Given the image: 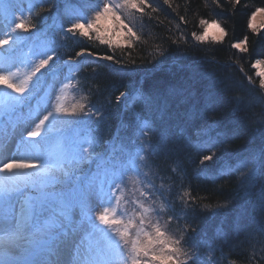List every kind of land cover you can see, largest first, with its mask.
Returning a JSON list of instances; mask_svg holds the SVG:
<instances>
[{
	"label": "trees",
	"instance_id": "trees-1",
	"mask_svg": "<svg viewBox=\"0 0 264 264\" xmlns=\"http://www.w3.org/2000/svg\"><path fill=\"white\" fill-rule=\"evenodd\" d=\"M43 2L30 20L31 32L41 30L42 10L47 30L55 13L67 26L71 7L90 8L89 0ZM219 5L213 0H146L143 12L131 14L121 8L117 14L127 18V28L136 33L131 44L109 48L92 45L85 37L70 43L64 58L78 64L71 67L76 86L84 105L102 115L103 139L112 137L120 120L124 126L140 117L141 124L146 121L152 128L160 151L159 174L168 177L176 168L174 179L190 193L175 224L186 242L199 246L201 260L264 264V171L251 180L250 168L241 173L214 171L226 159L234 165L237 157L264 148V89L253 67L257 60L264 61V29L254 32L249 27L252 13L264 8V0H240L239 5L219 0ZM201 19L217 21L225 31L224 40H197L193 33L204 32ZM245 38L246 51L232 47ZM82 50L93 57L78 56ZM141 80L143 97L154 103L132 104L123 112L128 100L121 94L131 93ZM208 121L220 122L228 132L227 142L211 150L197 147V131ZM203 154L213 155V160L201 163Z\"/></svg>",
	"mask_w": 264,
	"mask_h": 264
},
{
	"label": "snow or ice",
	"instance_id": "snow-or-ice-1",
	"mask_svg": "<svg viewBox=\"0 0 264 264\" xmlns=\"http://www.w3.org/2000/svg\"><path fill=\"white\" fill-rule=\"evenodd\" d=\"M213 2L220 6L219 0ZM145 3L146 0H123L121 4L115 3V0H89L86 6L91 8V18L88 15L78 16L71 27L67 28V32L78 31L82 36H89L90 30H95L96 39H100L97 25L101 20L109 16L119 20L117 12L121 8L143 12L142 5ZM234 3L239 5L240 0H234ZM37 6L30 4L29 12ZM261 14H264V8H257L251 15L249 27L254 32L257 30L256 18ZM30 20V15L26 18L23 13L19 16L13 13L12 19L5 25L8 31L0 38V48L10 43H22L25 38L16 33L29 32L34 27ZM200 24L204 32L202 35L193 33L197 40L203 41L208 35V29L212 27L220 28L224 32L215 20L209 22L201 19ZM128 31L133 36L136 35L131 28ZM41 35L46 36V33ZM101 42L108 43L104 40ZM54 44V38L47 37L41 45L30 48L26 53L31 58L30 71L23 75L19 68L16 71L10 68L5 71L0 67V86L17 94H4L8 101L0 104L4 113L15 111L18 106L28 101L29 97L24 94L29 92V86L33 91L39 90L42 77L35 81L33 77L53 59ZM246 44L247 38L232 44V47L243 52L246 51ZM13 51L14 49H8L9 63L13 60ZM77 55L83 56L85 51L82 50ZM88 55L92 53L88 52ZM102 59L111 60L112 57L104 56ZM253 67L260 69L261 61L257 60ZM257 75L262 78L261 87L264 88V71H258ZM71 86V81L63 85L64 88ZM133 99L146 105L154 103L151 98L143 97L139 93ZM86 107L79 104L67 109L57 103L54 112L49 111L44 115L35 130L28 133L31 141L41 137L44 132L41 141L38 144L26 142L25 158H13L0 166V174H3L0 175V202L7 206L4 217L0 219V249L3 250L0 264H59L49 258L41 261L35 257L42 254L47 257L57 256L60 246L67 244L70 236L78 232L83 233L81 243L87 241L90 249L96 244L94 238L104 242V248H96L94 258L87 264H205L199 255L198 245L186 246L183 235H174L166 230L165 225L179 217L171 201L166 198L160 200L164 196L161 191L164 186L157 188L152 178L156 173L152 172V166L148 163L154 154L151 141L142 139L152 131L149 124L145 121L140 127L139 146L135 151L116 140L108 142L103 153L90 152L89 149L93 148L94 143L91 139H77L66 131L67 126L74 121L58 119L60 115L77 116L80 113L96 120L102 118L91 109L85 113ZM219 124L218 121H208L197 131L198 148L211 150L227 142L228 132ZM50 145H54V150H49ZM212 160L213 155L203 154L201 163ZM82 164L90 167L83 169ZM249 168V180L255 177L257 171H264V148L258 153L237 157L234 165L231 160L226 159L221 168L214 171L241 173ZM171 171L176 173L177 169L172 168ZM129 184L139 192V196L131 200L138 215H128L126 208L118 215L117 210ZM188 196L190 193L185 192L180 198L185 205L187 201L184 197ZM157 200H160L159 204ZM162 214L168 216L163 225L160 222Z\"/></svg>",
	"mask_w": 264,
	"mask_h": 264
},
{
	"label": "rangeland",
	"instance_id": "rangeland-1",
	"mask_svg": "<svg viewBox=\"0 0 264 264\" xmlns=\"http://www.w3.org/2000/svg\"><path fill=\"white\" fill-rule=\"evenodd\" d=\"M7 1L8 0H0V5L8 6ZM119 2L120 0H115V3L119 4ZM11 5H14V4L12 3ZM6 9L8 11L6 16L9 19L12 18V14L14 12L12 13L9 7H7ZM126 9L129 13L132 12L131 14H134L135 12H137L136 10H132L128 8ZM24 15L26 17L28 13L26 12L24 13ZM55 15H56V20L54 21V23L51 24V27L47 30L41 29V30H37L36 32L19 31L20 36L27 38L29 41L25 42L23 51H21L11 62L12 68L14 66L16 67L14 71H16L17 68H19L22 75L23 73L30 71L29 60L31 58L28 57L26 53L29 51L30 48H34L37 45H41L42 42L45 41L47 37H52L55 40V44L53 45V47L55 48V55L53 56V59L49 61L48 66L46 68L41 69L40 72L37 73L36 76L33 77V81H35L38 77H42V83H41V87L39 88V90L33 91L31 86H29V92H26L24 94L26 97H30L29 99L30 102L24 105L26 107V110H24V112L21 115H18L17 118H15L16 122L15 121L6 122L5 125L1 127L0 136L5 134L7 131H13L15 132L13 135H15L16 138L18 137L25 138L28 136V133L30 131L35 130V127L39 123V120L43 118L40 116L43 114V112L46 109L48 110V112L49 111L54 112V109L57 103L62 104L67 109H72L76 105L83 104L84 99L79 93V91L76 89V83L75 81H73L75 80L74 77H72L68 73L64 74L65 72L64 67L70 66L69 64L73 63L71 60L62 62L63 63L62 67L54 70V72L56 71L54 75H51L49 77L47 75L48 70L51 67L57 65L60 62L61 57L66 55L71 50L70 43H73V42L78 43L82 41L83 39H85V37L86 38L91 37L89 38V40H90V43H93L92 45L96 43L99 45L108 46L109 48L125 47L131 44L134 38V36L128 31V28H127L128 26L124 27V25H126L125 19L127 18L122 17L120 14H117L120 17L119 20L116 19L114 16H109L107 19L101 20L99 22L97 27L100 29V33H99L100 39H96L97 33L95 32V30H90L89 36H82L78 31L75 33L67 32V28L71 27L72 23L75 21V19L78 16L88 15L89 18H91V16L93 15V13L91 12V8H89V12L84 9L79 10V12H73V15H72L73 22H69L67 26L62 25L63 23H65V21L62 18L60 13H57V14L55 13ZM44 19H45L44 10H42L39 23L42 22ZM121 21H123V23H121ZM6 23L8 24L9 21H6ZM255 26L257 29L255 32H258L264 29V14L257 16L256 21H255ZM41 33H46V36L41 35ZM16 35L18 34L16 33ZM224 38H225V31L221 32L220 28L212 27L208 29L207 37H205V39L201 42L219 43V42H222ZM102 40L108 41V43H102L101 42ZM20 44H16V45L13 44V48H17ZM237 50L241 51L240 49H237ZM23 52H24V55L22 54ZM261 63H262V67L260 69L254 68L256 70L255 78L259 81L260 86H261L262 78L257 75V72L264 71V61H261ZM69 81H71V84L73 83V85L69 88H64L63 85L65 83H68ZM5 93H11V92H9L6 87L0 86V104H5L8 102L6 96L4 95ZM29 93H31V96H29ZM11 95L16 96L17 94L13 92L11 93ZM32 101L33 102L37 101V103L39 104L35 109L33 108V104H31ZM40 101H42L41 105H40ZM38 108L41 109L39 113L36 112V109ZM3 113H4L3 110L0 109V114H3ZM84 115H85L84 113H80L77 116L60 115L58 119L74 121V123H72L70 126H67L66 128V131L68 132V134L74 136L77 139H91L94 142L93 145L95 146L99 140L97 134L95 133V127L89 125L86 121H79V119H81ZM17 121H21L22 125H18ZM74 125L77 126V129L75 128ZM39 140L30 141V142H32L33 144H38V142H40ZM120 142L124 143L123 141H120ZM137 144L139 146V140L137 141ZM128 147L131 150L135 151L137 145L136 143H134L132 145H129ZM53 148H54V145L49 146L50 151H52ZM92 150H89V151L92 152ZM174 150L171 149L168 151H171V154H172V153H175ZM20 152H21L20 155L22 158H25L27 156L26 147H22V150ZM21 157L19 156L17 159H21ZM185 159L187 162L192 161V157L189 158V156H187ZM81 168H83V164L81 165ZM144 170L148 171V169H144ZM151 170L154 173H158V171L152 168ZM175 175L176 173H173L172 171H171L170 176L168 177H161L160 175L159 182L155 180L156 175L153 176L152 178L157 188H159L160 185L164 186V188L161 189V191L164 192V196L160 197V200H164L166 198L168 201H171L173 207L176 210V215L179 217L181 215L180 209H182L185 206L184 201L180 199L181 197L184 196L185 191L180 185V183L177 184L176 182L177 178L174 179ZM157 195L159 196V193H157ZM138 196H139V192L135 191V188L132 184H129L128 188L125 190L123 194V199L121 200V209H122L121 212L126 208L128 215L130 216L134 214L138 215V213L136 212L135 205L131 203V200L135 199ZM187 198H189V196L186 197V199ZM160 200H157V204L160 203ZM187 204H188V201H187ZM119 214L120 213H118V215ZM167 218H168L167 214H162L161 221H160L162 225L164 223V220ZM174 220L175 219H173L172 221ZM170 224L167 225L168 230L170 233L174 234L175 230H173V228H170ZM174 235H177V234H174ZM94 239L96 240L95 246L92 249H90L89 246L87 245V249H85V251H88V256L90 258H94L96 248H100V249L104 248V242L102 240H99V238H94Z\"/></svg>",
	"mask_w": 264,
	"mask_h": 264
},
{
	"label": "bare ground",
	"instance_id": "bare-ground-1",
	"mask_svg": "<svg viewBox=\"0 0 264 264\" xmlns=\"http://www.w3.org/2000/svg\"><path fill=\"white\" fill-rule=\"evenodd\" d=\"M0 175H3V174H0ZM0 257L3 258V250L2 249H0Z\"/></svg>",
	"mask_w": 264,
	"mask_h": 264
}]
</instances>
